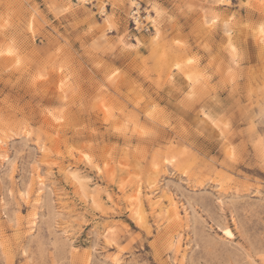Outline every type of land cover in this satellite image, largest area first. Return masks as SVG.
<instances>
[{"label":"snow or ice","instance_id":"1","mask_svg":"<svg viewBox=\"0 0 264 264\" xmlns=\"http://www.w3.org/2000/svg\"><path fill=\"white\" fill-rule=\"evenodd\" d=\"M74 9L79 10L76 19L86 29L84 42L91 41L90 49L102 47L108 54L105 59L118 67L110 70V74L105 73L106 79H100L96 69L102 66H93L90 60L81 58L82 63L75 64L66 57L49 66L41 62V53L25 61L15 40L6 42L5 47L0 48V58L6 60L0 74V145L12 139L16 132L10 130L19 126L36 145H44L38 148L40 154L57 162L50 168H63L65 160L70 165L78 155V170L72 171L69 166L68 182L78 185V191L83 193L81 199L88 202V208L81 205V210L95 209L93 215L103 210L96 196L98 189L103 192L101 184L107 179L112 191L124 174V160L118 147L113 145L112 150L105 147L113 140L128 145L131 139L133 143L144 145L143 163L149 176L158 173L162 166L195 163L193 153L197 157L203 155L195 145H207V139L219 144L225 165L250 160V149L255 147L256 158L264 167V89H261V115L257 126L255 118L253 121L244 119V114L250 111L243 103L245 89L241 87L236 91L237 78L233 73V68L239 70L242 64L255 61L264 75V0H146V3L145 0H75V3L68 0L64 12L71 13ZM137 9L147 15H136ZM145 28L150 31L145 32ZM164 33H167L166 54L161 57L160 41ZM32 36H35L34 31ZM222 54H227V76L218 63ZM38 63L41 66L35 73ZM26 65L31 68L25 74L22 69ZM121 69L127 76L147 82L145 86L155 97L147 113L141 112L139 106L130 111L133 105L127 101L126 107L102 106L104 119L91 127L84 125V139H91L96 150L77 152L76 148L60 142L61 150L57 151L63 126L69 121L75 126L87 119L82 111L89 110L85 100L93 96L99 99L98 79L101 90L107 84L124 99L119 91L124 87L119 83ZM240 82L243 85L242 78ZM69 83L71 88L67 86ZM42 86H46V90H42ZM135 112L140 113L139 117ZM211 147L215 150L216 145ZM183 174L187 177L189 172L185 170ZM52 178L51 172L48 178L41 173L36 185L38 190L34 191L33 184L29 183L19 192L18 201H13L9 209L11 222L0 224V264H33L27 259L30 253L25 250L23 238L27 233L20 231V206L28 204L31 208L33 198L36 206H41L42 193L47 195L50 191L45 185ZM135 180L142 189L141 177ZM93 184L95 188L91 187ZM86 186L92 192L91 197L84 192ZM119 190L124 198L131 192L136 222L148 229L149 205L142 203L141 193L135 187L129 189L126 183H120ZM51 202L55 203L54 194ZM104 206L114 211V195L107 196ZM66 211L75 214L71 207ZM175 215L179 219V209ZM100 232L98 244L119 248L116 227L109 224ZM148 234L151 236L153 232L149 230ZM226 235L232 236V232L227 231ZM249 264H264V248L260 257L251 259Z\"/></svg>","mask_w":264,"mask_h":264},{"label":"rangeland","instance_id":"2","mask_svg":"<svg viewBox=\"0 0 264 264\" xmlns=\"http://www.w3.org/2000/svg\"><path fill=\"white\" fill-rule=\"evenodd\" d=\"M67 5L68 0H0V48L15 40L22 59L27 61L31 56L43 53L40 60L49 66L66 57L75 64H81V58L90 60L93 66H102L96 72L100 79H106L105 73L110 74V70H115L118 65L105 59L108 54L102 47H88L91 41L84 42L86 29L76 19L79 10L65 13ZM135 14L146 16L147 12L141 13L137 9ZM33 31L35 36H32ZM144 31L150 30L145 28ZM166 42L167 33H164L160 41L161 57L166 54ZM61 49L63 52L59 51ZM218 63L227 76V54H222ZM5 64L6 60L0 58V74ZM40 66V63L36 65L35 73L39 72ZM30 68L31 65H26L22 71L26 74ZM233 73L237 78L236 91L239 92L241 87L245 89L243 103L250 111L244 114V119L253 121L255 118L259 126L261 89H264L261 66L253 61L242 64L239 70L233 68ZM126 76L121 69L119 83L124 87L119 91L123 100L107 84L101 90L100 80H97L99 99L93 96L85 100L89 110L82 111L87 119L75 126L72 121L63 126L57 151L61 150L59 143L63 142L76 148L77 152L84 149L94 152L93 141L84 139V125L91 127L104 119L102 106L126 107L127 101L133 105L130 111L139 106L141 112L147 113L149 103L155 99L145 86L147 82ZM67 86L71 88V83ZM42 90H46V86H42ZM237 100H240L239 96ZM135 115L139 117L140 113L135 112ZM11 131L16 135L0 145V224L11 222L9 209L27 184H33L35 191L41 173L48 178L51 172L54 177L45 185L50 191L47 195L42 193L41 206H36L35 198L31 208L28 204L20 206V231L27 233L23 238L25 250L30 253L27 259L33 264H249L251 259L260 257L264 248V167L256 158L255 147L250 149V160L234 166L225 165L219 144L207 139V145H195L196 150L203 153L198 157L193 153L195 163L187 161L176 167L162 166L158 173L149 176L143 163L145 146L133 143L131 139L128 145L113 140L105 147L109 150L113 145L118 147L124 160V174L112 191H109L112 186L107 179L101 184L103 192L98 189L96 196L103 210L93 215L95 209L81 210V205L88 208V202L81 199L83 193L78 191L79 186L68 182L69 166L72 171H77L80 157L77 155L70 165L65 160L63 168H50L57 162L38 152L44 145H36L19 126ZM211 145H216L215 150ZM185 170L189 172L187 177L183 174ZM138 176L143 181L142 189L140 182L135 180ZM129 177H132L131 181ZM120 183H126L129 189L135 187L143 196L142 203L149 205L148 229L137 224L130 202L131 192L124 198L119 190ZM91 187L95 188V184ZM84 192L91 197L92 192L87 186ZM53 194L55 203L51 202ZM108 195H114V211L104 206ZM68 207L74 210V215L66 211ZM177 209L179 219L175 215ZM105 216L108 218L104 219ZM109 224L118 230L119 248L98 244L102 235L100 229ZM149 230L153 235L149 236ZM226 230L231 231L232 236H227Z\"/></svg>","mask_w":264,"mask_h":264},{"label":"bare ground","instance_id":"3","mask_svg":"<svg viewBox=\"0 0 264 264\" xmlns=\"http://www.w3.org/2000/svg\"><path fill=\"white\" fill-rule=\"evenodd\" d=\"M228 230H226V232H227Z\"/></svg>","mask_w":264,"mask_h":264}]
</instances>
